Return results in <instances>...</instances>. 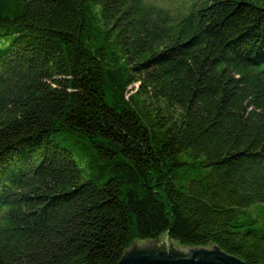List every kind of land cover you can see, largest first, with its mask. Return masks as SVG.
I'll return each instance as SVG.
<instances>
[{
	"label": "trees",
	"instance_id": "obj_1",
	"mask_svg": "<svg viewBox=\"0 0 264 264\" xmlns=\"http://www.w3.org/2000/svg\"><path fill=\"white\" fill-rule=\"evenodd\" d=\"M259 202L264 0H0V264L167 228L264 263Z\"/></svg>",
	"mask_w": 264,
	"mask_h": 264
},
{
	"label": "water",
	"instance_id": "obj_2",
	"mask_svg": "<svg viewBox=\"0 0 264 264\" xmlns=\"http://www.w3.org/2000/svg\"><path fill=\"white\" fill-rule=\"evenodd\" d=\"M168 233L169 228L155 238L133 236L116 264H251L211 239L207 245L181 244Z\"/></svg>",
	"mask_w": 264,
	"mask_h": 264
},
{
	"label": "rangeland",
	"instance_id": "obj_3",
	"mask_svg": "<svg viewBox=\"0 0 264 264\" xmlns=\"http://www.w3.org/2000/svg\"><path fill=\"white\" fill-rule=\"evenodd\" d=\"M159 6H163L169 10H171L176 16L187 13L195 6V3L198 0H147ZM83 175L85 177L91 176L92 174L88 175L86 171H83ZM250 208V207H248ZM257 208V209H256ZM252 210H256V214H258L261 210L264 211V202H259L253 204L251 206Z\"/></svg>",
	"mask_w": 264,
	"mask_h": 264
}]
</instances>
